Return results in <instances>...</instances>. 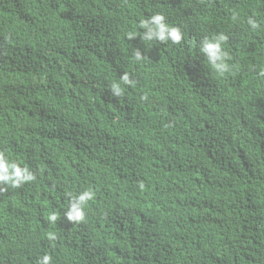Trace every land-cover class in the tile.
<instances>
[{
    "label": "trees",
    "instance_id": "trees-1",
    "mask_svg": "<svg viewBox=\"0 0 264 264\" xmlns=\"http://www.w3.org/2000/svg\"><path fill=\"white\" fill-rule=\"evenodd\" d=\"M155 13L179 44L140 39ZM218 33L224 76L198 52ZM261 69L264 0H0V152L36 176L0 185V264H264Z\"/></svg>",
    "mask_w": 264,
    "mask_h": 264
},
{
    "label": "clouds",
    "instance_id": "clouds-1",
    "mask_svg": "<svg viewBox=\"0 0 264 264\" xmlns=\"http://www.w3.org/2000/svg\"><path fill=\"white\" fill-rule=\"evenodd\" d=\"M232 19H236L235 13H233ZM246 23L252 30H257L260 27L254 17H249ZM138 28L142 30L139 35L140 39L148 44L153 42L166 44L170 42L176 45L183 39L181 28L167 23L166 17L160 13L151 14L146 18L141 19ZM136 37L137 35L135 31L128 34L130 40ZM227 39L228 37L225 34L218 33L211 37L205 36L199 41L198 45V52L204 57V61L208 68L218 76H224L231 69V65L228 63L231 57L223 48ZM134 58L136 61H141L143 59V56L138 49H135L134 51ZM259 75L264 77V69H261ZM134 83L135 82L129 78L127 73L123 74L120 77V82L111 84L110 91L112 96H122V85L131 87ZM141 99L145 100L147 97L142 96ZM35 179V174L28 167H22L17 162L10 160L3 152H0V185H6L11 188H20L24 184L32 182ZM68 195L69 205L67 210L63 213L64 218L72 224L83 222L86 218L85 208L88 202L94 199L95 192L88 189L76 195H73L72 193H69ZM57 219L58 216L55 213L48 217V220L51 223H55ZM47 238L54 241L57 238L56 233L49 232ZM38 264H52V257L45 254L39 259Z\"/></svg>",
    "mask_w": 264,
    "mask_h": 264
}]
</instances>
